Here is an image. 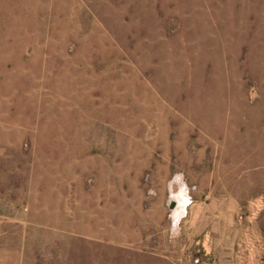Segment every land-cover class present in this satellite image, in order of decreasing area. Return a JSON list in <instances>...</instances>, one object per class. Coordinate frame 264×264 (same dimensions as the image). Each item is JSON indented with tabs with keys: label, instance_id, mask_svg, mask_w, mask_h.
<instances>
[{
	"label": "rangeland",
	"instance_id": "obj_1",
	"mask_svg": "<svg viewBox=\"0 0 264 264\" xmlns=\"http://www.w3.org/2000/svg\"><path fill=\"white\" fill-rule=\"evenodd\" d=\"M0 264H264V0H0Z\"/></svg>",
	"mask_w": 264,
	"mask_h": 264
}]
</instances>
